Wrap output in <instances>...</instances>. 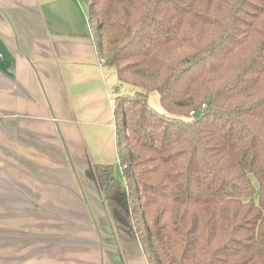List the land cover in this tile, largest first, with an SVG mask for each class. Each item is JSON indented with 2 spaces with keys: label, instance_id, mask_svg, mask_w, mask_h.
I'll list each match as a JSON object with an SVG mask.
<instances>
[{
  "label": "trees",
  "instance_id": "obj_1",
  "mask_svg": "<svg viewBox=\"0 0 264 264\" xmlns=\"http://www.w3.org/2000/svg\"><path fill=\"white\" fill-rule=\"evenodd\" d=\"M87 3L101 64L138 89L113 104L123 180L85 171L116 237L149 264H264V0Z\"/></svg>",
  "mask_w": 264,
  "mask_h": 264
},
{
  "label": "crops",
  "instance_id": "obj_2",
  "mask_svg": "<svg viewBox=\"0 0 264 264\" xmlns=\"http://www.w3.org/2000/svg\"><path fill=\"white\" fill-rule=\"evenodd\" d=\"M81 1L0 0V264H149L85 173L123 180L113 104L138 89L101 64Z\"/></svg>",
  "mask_w": 264,
  "mask_h": 264
},
{
  "label": "rangeland",
  "instance_id": "obj_3",
  "mask_svg": "<svg viewBox=\"0 0 264 264\" xmlns=\"http://www.w3.org/2000/svg\"><path fill=\"white\" fill-rule=\"evenodd\" d=\"M81 2H82V5H83V8H84V10H85V12L87 14V17L89 19V23H90L91 29H93V36L95 38L96 37V33H97V30L95 29V21H96L95 10L89 8L87 0H82ZM155 100L158 103V94H157V92H151V95L149 96V100H148L149 104L155 105L154 104Z\"/></svg>",
  "mask_w": 264,
  "mask_h": 264
},
{
  "label": "built area",
  "instance_id": "obj_4",
  "mask_svg": "<svg viewBox=\"0 0 264 264\" xmlns=\"http://www.w3.org/2000/svg\"><path fill=\"white\" fill-rule=\"evenodd\" d=\"M192 113V112H191Z\"/></svg>",
  "mask_w": 264,
  "mask_h": 264
}]
</instances>
